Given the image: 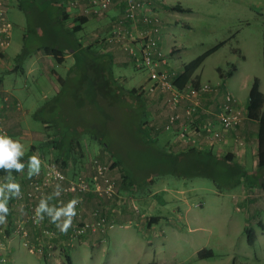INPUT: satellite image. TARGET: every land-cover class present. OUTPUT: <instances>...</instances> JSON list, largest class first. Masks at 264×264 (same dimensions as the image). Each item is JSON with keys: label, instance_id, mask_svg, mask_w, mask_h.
I'll list each match as a JSON object with an SVG mask.
<instances>
[{"label": "rangeland", "instance_id": "1", "mask_svg": "<svg viewBox=\"0 0 264 264\" xmlns=\"http://www.w3.org/2000/svg\"><path fill=\"white\" fill-rule=\"evenodd\" d=\"M30 1L33 2L32 5ZM127 1L129 0H125ZM49 2L50 0H6L5 16L11 25L6 57L14 59L19 55V66L27 71L32 64V71L24 75L8 73L4 75V78L15 81L16 86L20 87L17 96L22 110L25 111L28 125L38 132H48L51 142H55L58 138L56 126H53L51 122V119L56 118L57 115L62 117V120H59V127L62 126V129L70 130L74 125L97 129L103 122L105 128L114 131L121 126L122 115H117L112 101H108L103 89L100 88L101 76L97 70L83 74L81 69L77 70V66L73 65L71 55L65 56L62 63L49 65V67L45 63L44 66L37 64L33 49L42 41H39V30L35 27L36 21H33L35 17L32 13L35 8L46 12L49 9L47 7ZM175 2V0H164L158 3L163 8L161 4ZM178 2L189 6L192 13H178L165 8L148 13L147 5L143 2L145 12L150 16H158L163 22L161 30H158V37L156 34L154 37L168 64L174 61L176 64L187 62L215 44L223 42L197 67L195 72L198 79L196 76L192 78L194 81L200 79L215 86L223 81L222 91H227L236 99V107L240 109L242 115L235 128L224 133L233 132L236 135L234 131L246 117L245 102L254 77L258 79L261 91L264 93V0H178ZM159 6L155 4L156 8ZM99 20L101 21L96 23L95 19H90L83 24L82 31L73 33V37L76 39L83 32L95 30L97 31L95 39L91 41L96 45L99 44L105 40L112 24L109 20L103 21L104 18ZM65 23L67 27L71 26V21ZM48 58L45 57V60ZM229 65L233 68L230 76L220 77L219 71L223 74ZM72 67L76 71L70 75L68 71ZM112 72L127 78L123 80L124 82H119L124 89H130L138 84L148 85L146 72L134 70L129 62L115 66ZM56 75L59 77L58 81ZM174 75L176 76L177 72L174 71ZM48 78L52 79V83H49ZM52 84L57 87V91L52 90ZM214 91L217 93L216 90ZM148 96L141 95V99L147 113L156 118L151 104V93ZM208 96L213 98L215 95L207 94L206 98ZM198 100L200 102V99ZM219 104L220 102L215 106L208 102L202 107L205 113L212 116L208 122L192 124L193 119H201L203 111L199 106L190 116H182L181 121L190 128L196 129L203 127L206 123L210 125L213 122L217 123L215 114ZM56 106H59L57 110ZM167 115L166 108L160 114L158 112L159 120ZM151 120L153 119H149L147 115L148 124L152 122ZM43 122L46 123V127ZM249 123L255 132V122L249 121ZM211 128L214 127L211 125ZM198 131L197 139H203L206 132ZM238 141L236 138V142ZM78 142L82 148L86 142L91 148H95L96 145L84 133L78 135ZM38 143L35 142V147H26L27 151L38 154L43 162L55 158L52 146L42 152L40 149L42 150V146L45 145ZM156 144L160 147L159 139L156 140ZM198 146L197 149L210 148L203 147L202 144ZM96 149L93 154L87 151L88 155H99ZM167 149L171 152L175 151L171 147ZM125 150L127 152L126 166H129L131 172L137 177H140L147 168L149 169L148 165H153L149 157L140 156L134 149ZM213 152L218 153V151ZM99 160L108 166L118 195L117 169L110 167L111 160L106 155ZM243 166L245 171L256 174L249 159ZM257 176L258 174L254 175L251 180H241L234 188L219 191L208 178L159 175L155 178L152 187L163 195L175 196V199L171 197L172 203L164 204L167 207L165 213L161 216L157 215L156 218L160 221L156 222L157 220L152 219L151 216L146 217L145 209L140 205L148 203L146 196L150 189L148 192L147 189L152 188L149 185L142 190L145 193L134 192L121 196L123 199H132L136 211L134 209L121 211L128 212L130 215L120 221L110 222L111 226L107 229V235L100 230L92 232L100 235L93 244L83 241L87 236L80 237L69 244L63 239L60 241L57 236L42 237L43 231H52L56 234L62 232L50 222L47 216L40 221L39 226H33L29 221H25L29 213L26 209V201L15 198L18 201L17 205L20 204L21 207L19 215L17 216L15 210H12L13 213L9 214V223L0 225V264H64V254L70 257L72 264H264V188H260ZM22 181L26 184L24 178ZM119 197L106 199L97 196L95 197L97 201L94 199L93 205L98 207L94 209L109 217L110 211L107 208L115 207ZM49 203L58 206L55 197ZM104 204L105 207L100 208ZM171 205L176 206L179 212L183 213L182 222L174 219L175 214H170ZM159 206L152 212H157ZM118 213L115 211V214ZM144 215V218L154 225L153 227H146L143 223ZM82 218L86 220L85 215ZM22 220L23 223L18 226L17 224H20ZM244 224L251 226L254 231V240L251 245L246 243L241 229ZM35 238L43 242L40 250H36ZM200 249H210L213 256L197 258L196 252Z\"/></svg>", "mask_w": 264, "mask_h": 264}, {"label": "trees", "instance_id": "2", "mask_svg": "<svg viewBox=\"0 0 264 264\" xmlns=\"http://www.w3.org/2000/svg\"><path fill=\"white\" fill-rule=\"evenodd\" d=\"M30 2L32 5L33 2ZM47 4L49 9L46 12H41V9L35 8L32 13L35 17L33 21H36L35 27L40 32L38 33L40 36L38 37L39 41H42L34 49L41 55L52 57L56 63H61L64 55H71L73 65L77 66V70L81 69L83 74L91 72V70H97L101 76L100 88L103 89L108 101H112L117 115H122L121 126L115 128L114 131L105 128L103 122L97 129H88V127L79 125H74L70 130L62 129V126L59 127V120H62V117L57 115L56 118L51 119L52 125L56 126L55 131L58 134V138L52 145L55 158L48 160L54 161L66 175V172L69 173L70 177L78 175L83 165L82 160L79 161L82 156L81 145L76 141V138L80 133H84L100 147L103 154L110 158V167L117 169L119 191L128 192L129 194L142 192L145 187L155 181L157 176L163 174L180 178H208L219 191L234 188L241 180H251L254 175L258 174L259 186L264 188V94L259 90V81L256 77L252 79L245 102L246 118L256 123V174L245 171L232 160L229 154L219 156L210 148L197 149L189 147L178 152H171L167 148L159 147L156 144V131L146 121L148 113L141 99V88L124 89L111 74L109 58L102 52L92 50L90 45L82 46L73 37V33L81 29V26L87 21V17L82 15L69 16L61 0H50ZM161 6L172 11H190L189 8L182 7L177 3L161 4ZM66 21H71L70 27L65 25ZM222 44L223 42L215 44L183 64L181 71L173 76V84L179 88L189 82L195 83L192 78L194 70ZM19 59L20 57L17 55L16 60ZM232 69V65H229V68L221 74L217 68L220 74L218 75L228 77ZM74 71L76 70L72 67L68 72L73 75ZM48 143L52 144L53 142L49 141ZM125 149H134L140 156L149 157L153 165H148L149 169L147 168L140 177H137L131 172L130 167L126 166L127 152ZM28 156H30V152H27L24 157L25 161ZM93 158L103 164L99 157L93 156ZM24 173L13 172L12 175H25ZM5 175V172L0 171V180H3ZM157 200L159 204L163 203L160 198ZM120 211L122 210L118 212ZM9 221L10 215L8 216V223ZM243 233L246 243L251 245L254 240L252 227L245 225ZM196 257L199 259L209 258L212 257V252L210 249H200L196 252ZM64 264H72L67 254H64Z\"/></svg>", "mask_w": 264, "mask_h": 264}, {"label": "crops", "instance_id": "3", "mask_svg": "<svg viewBox=\"0 0 264 264\" xmlns=\"http://www.w3.org/2000/svg\"><path fill=\"white\" fill-rule=\"evenodd\" d=\"M113 1H114V3L105 12H101L99 14L87 12V13L80 14V15L86 16L87 21H89L90 19H93V20L95 19V22L97 23V22L101 21L99 19L104 18L105 20H103V21L109 20V21H111V23H113L115 21V19L118 17L117 15L120 14V12L122 11L125 0H113ZM140 1L144 2L147 5L148 13H150L151 11L152 12H158L160 9H163L159 6L158 2H164V0H140ZM175 1H176L175 3L179 4L180 6L189 8L190 11H188V12L174 11V12L187 13V14L192 13V9L189 6L180 4L178 2V0H175ZM0 2L2 3L4 11H5L6 0H0ZM155 4L158 5L159 7L156 8ZM67 13H69L68 14L69 16L77 15V14H73L71 11H68ZM154 17L157 18L158 16H154ZM161 23H163V22L158 17L157 18V27H158L159 31L161 30ZM100 26H102V25H100ZM141 27H143V24L141 22L137 23L135 31L137 32L138 30H140ZM82 28H83V25L81 26V29L79 31H82ZM79 31H77V32H79ZM96 32H95V30H93V31L89 30L87 32H83L78 38H76V40L82 46L90 45L92 50L104 53L107 56V58H109V60H110L109 66H110L112 76L118 82H120V83L124 82L125 80H127V78H124V76H122L119 73L117 75H115L112 72V69L115 66L123 65V64H126L129 62L130 65L132 66V68L134 70H137L133 66V57H134V54H136L138 52L140 43L138 41H136V42H133L131 44H118V43L113 42V41L103 40L102 42H100L99 44L96 45L91 41V40L95 39L94 37L96 36ZM157 34H158V32H157ZM157 34H156V37H158ZM7 47H5L0 52V132H6L8 135L12 136L14 139H19L27 148L28 147H30V148L35 147V145H34L35 142H39L38 144L42 143V145L44 144L45 146H42V150L40 149V151L43 152L46 150V148L49 149V147H51L54 144V142L52 144L48 143L49 141H51L50 134L46 131L45 132H43V131L38 132V131H36L35 128L28 125L26 118H25V115H26L25 111L22 110L20 99L17 96V91H18V89H20V87L16 86L17 84L15 83V81L7 80L4 78V75H6L8 73H19L20 75H24L25 73H29L30 71H32V64L30 65L29 69L27 71H25L22 66H19L20 63L18 60H16V58L12 59L10 57V59H8L6 57ZM34 48H35V46H34ZM33 53L36 55L37 64H39V66H44L43 65L44 63L46 65L48 64L47 65L48 67H49V65L51 66V65L56 64L54 59L52 57L50 58V56L41 55L35 49H33ZM65 56H67V55H64L63 58H65ZM45 57H49L48 60H45ZM179 63L180 64H176L174 61V62H170L168 64V62H167L168 66L171 68V70L177 72V74L181 71L183 64H185L186 62H183V63L179 62ZM57 64H60V63H57ZM196 69L193 72L195 74L193 75V73H192V76L193 77L196 76V79H198V76L196 75V72H195ZM56 80L57 81L59 80L58 75H56ZM48 81H49V83H52L51 78H48ZM194 82L203 83L204 81H200V79H199V80L194 81ZM218 84H220V86H218ZM141 85L142 84H138L137 86L131 87V88H139ZM142 86H144V85H142ZM213 86L215 87V90L217 93H215V91L213 90L210 93H204L199 97L200 102L198 100L197 107L199 106V108H201L203 112H201V119H198V120L193 119L192 124H203L205 121L208 122L209 120H211V118H212L211 114H209L207 112L205 113L204 109L202 108L208 102L213 103L215 106L217 105L218 102H220V104H219V106H220L225 101V96L230 95L232 97V104L236 106V103H237L236 99H234L233 96L231 94H229L227 91H225V90L222 91V89L224 88L223 81H220L217 83L216 86L215 85H213ZM258 87H259V90L261 91V87H260L259 82H258ZM52 90L57 91V87L53 84H52ZM148 94L150 95V93L143 92L142 96L147 97ZM207 94L208 95H215V96L213 98L209 97V96L206 98ZM166 96H167V94L164 92L155 91L154 93H151L150 99H151V104L153 105V113H155L156 118H153L152 114L150 115L148 113L149 119H153V120H151L152 122L149 123V126H151L156 131L157 140L159 139V141L161 143L160 147H163V148L171 147V149H175L174 152H178L180 150H184V149L189 148V147H194V148L198 147L199 148L198 145L202 144L203 147H205V146L210 147V149L212 151H218V153L215 152L216 155L223 156L224 153L225 154L227 153V155L229 154V156L232 157V160L235 163H238V165H240L241 167L243 165H245V163L249 159L251 162V167L255 168V164H256V137L254 138V136H255L256 130L254 132L253 126L249 123V121H251V120H248L245 117L244 120L241 122V124H239L237 129L234 131V133L236 135H234L233 132L226 133V134L223 132L222 138L217 142H215L213 140H209L207 138L196 139V138H192L189 135L187 136V138H180L178 135V132L180 130L179 126L176 124H173V125L167 124V116L168 115L164 116L160 120H159L160 117L158 118V112L160 114L162 112V110H165V108H166V112H168V114L171 113L173 110V109L169 108V102H168ZM148 97H150V96H148ZM43 98H45L44 95H43ZM187 104H189V103L186 100H181L179 102V104L177 105V107L175 108V111L179 114V116H181V120L183 118L182 116L185 115L184 114V109H185L184 107H186ZM56 105H58V103H56ZM45 106L46 105H44V107ZM46 108H48V106ZM58 108H59V106H56V110ZM40 110H42V108ZM43 124H44V127H46V123L43 122ZM183 125H184V122H183ZM211 125H212V127L216 128L217 123L213 122V124H211ZM255 125H256V123H255ZM185 126H187L186 131H188V133H189L190 127L187 124H185ZM233 136H235V137H233ZM236 138H237V140L242 142V145L239 146L237 144ZM76 141H78V137L76 138ZM45 142H47V143H45ZM182 146H184V147L186 146V147L184 149H182V148L178 149L179 147H182ZM94 147L95 148L88 147V144L86 142L84 144V147L83 148L81 147V149H80L82 151V156L80 157L79 161L82 160L83 167H82L81 174H83V175L90 174L92 171V169L88 163V158H91L94 155H92V156L88 155L87 151H89L90 153L93 154L94 150L97 148L96 152L99 154V155H97V157H99L101 159L104 158L105 154H102L101 149L98 150L99 146L96 144ZM176 149H178V150H176ZM33 153H35V152H30V155H32ZM27 158H26V160H27ZM40 159H41V157H40ZM41 161H42V165H41V170H42L43 159H41ZM66 173H67V177L74 178V177H70L68 175V172H66ZM24 174H25V176L23 174L13 175L15 177V179L21 184L22 193L25 192L27 189V185L22 181L23 178L25 181H27V179H28L27 172L25 171ZM153 185H154V182L151 184V187ZM149 189H150V191H149ZM151 189H153V190H151ZM120 192L117 190V193L122 194V195L118 194L117 197H119V196L121 197L123 195L129 194L128 192H123L121 190H120ZM147 192H148V194L146 196V199H148V203L145 205L144 204H140V205L143 206V208L145 209L146 217L151 216L152 219L157 220L156 222H158L160 220L158 218H156L157 215L161 216L166 211L167 207H165L164 204L172 203L171 197H173L175 199V196L173 194H164L163 195L162 193H159V191L154 189L153 187L148 188ZM140 193H145V192H140ZM155 193H156L157 197L160 198V200L163 202L162 204H159L157 202L158 198L155 197L156 196ZM48 195H50V194H48ZM139 195H141V194H139ZM74 197L80 198V200H81V203H79L77 205V213H78V216L80 217V221L91 220L90 212L92 210H94V207H98V206L93 205V200L94 199L96 200L95 197H97V195L93 194L92 192H85L79 196L71 195V196L65 198L64 203L66 204L69 200L73 199ZM151 200H153V202ZM82 201H83V203H82ZM17 202L18 201L14 198V199L10 200L9 206L11 208L10 213H13L12 210H15V214L18 216L19 215L18 213H19L21 207H20V204L17 205ZM103 206L105 207V204L100 206V208H103ZM158 206H159V209L156 210L157 212H154L155 213L154 214L152 212V210L156 209ZM112 208L114 211H112ZM107 209L110 211V212L108 211L109 217L106 216L107 220L109 222H113L114 220L120 221L121 219H125L126 217H128L130 215L128 212L125 213V212L120 211L118 213V210L116 209V205H115V207H108ZM116 210H117L118 214H115ZM170 210H172L170 213L171 215L175 214L174 215L175 220H177V221L180 220V222H182V220H184L183 213L179 212V209L176 206L171 205ZM101 211L103 212V210H101ZM122 211H127V210L123 209ZM84 215L86 216V220H81V219H83L82 217ZM145 215H144V217H145ZM143 220H144L143 223L146 224L147 228H151L154 226L151 223L148 224L149 220L147 221L145 218ZM244 225L241 228L242 230H243ZM54 226L56 227V225H54ZM107 229L102 231L106 235H107ZM154 235H157V234H154ZM83 236H87V237H85V239H83L84 242L89 241L91 244H93L95 242V240H97V238H99L100 235L97 233H92V232L86 231L83 234ZM83 236H80V237H83ZM57 237H59L60 241H62V239H64V237H65V234L64 233H61V234L58 233ZM80 237H78V238H80ZM212 256H213V253H212Z\"/></svg>", "mask_w": 264, "mask_h": 264}, {"label": "built area", "instance_id": "4", "mask_svg": "<svg viewBox=\"0 0 264 264\" xmlns=\"http://www.w3.org/2000/svg\"><path fill=\"white\" fill-rule=\"evenodd\" d=\"M65 10H71L73 14H84L87 12L101 13L105 12L114 3L113 0H61ZM144 4L138 0H129L124 3L122 11L118 14L115 21L111 24L107 32L106 41H113L118 44H131L138 41L140 43L138 52L134 54L133 66L139 71L146 72L147 86H142V93H153L155 91L164 92L167 94L169 108L173 109L167 116V124H176L179 126L178 135L180 138H187L191 136L196 138L198 130L206 132L204 138L213 141H219L223 136L224 131H229L235 128L242 118L241 111L232 104V97L225 96V101L218 107L215 114L217 120L216 128H211L210 123H206L203 127L196 129L190 128L186 131L185 124L180 119L179 114L175 108L181 100H186L189 104L184 109V116L188 117L196 110L199 97L215 90L213 85L207 82H189L182 87H176L173 84L174 71L168 66L163 52L154 37L158 32L157 18L150 16L145 12ZM141 22L143 27L137 32L135 31L136 24ZM152 32L154 34L152 35ZM11 34V25L6 19L5 11L0 2V52L8 46ZM237 144L242 145L241 141ZM89 166L92 171L90 174L83 175L81 171L74 178H69L59 168V166L52 160L43 162V168L38 176L27 179V189L23 192L22 199L26 201V209L28 216L25 221H29L33 226H39L40 222H35V209L42 197L47 196L49 192H53L57 184L63 188L60 196H56L55 200L58 206L64 203L66 197L71 195L79 196L85 192H92L98 197L111 199L117 197L115 192V183L112 176L109 174L108 167L100 163L96 158H88ZM116 209L119 210H133L136 211L132 199L119 197L116 203ZM116 210V211H117ZM112 211H114L112 209ZM91 220L80 221L78 213L73 220V226L65 234V241L68 243L77 240L78 237L83 236L87 232H95L97 230L104 231L111 226L105 215L94 209L90 212ZM144 219V216H143ZM82 220V219H81ZM23 220L17 225L21 226ZM25 234L24 231H22ZM51 233V234H50ZM49 235V236H48ZM58 234L52 231H43L42 237L54 238ZM63 239V240H64ZM36 240V250H40L43 242L39 238ZM50 239L46 242L49 243Z\"/></svg>", "mask_w": 264, "mask_h": 264}, {"label": "clouds", "instance_id": "5", "mask_svg": "<svg viewBox=\"0 0 264 264\" xmlns=\"http://www.w3.org/2000/svg\"><path fill=\"white\" fill-rule=\"evenodd\" d=\"M26 155L27 149L19 139H14L6 132H0V171L6 173L3 180H0V225L8 223L11 212L9 201L14 198L19 199L23 195L21 184L12 173L26 171L29 179L40 174L42 161L39 155L33 153L25 161ZM62 191V186L57 184L50 195L40 199L35 209V222L39 223L47 216L52 224L56 225L62 233L67 234L73 226V220L77 215V205L81 203V200L74 197L60 206L50 204L49 201L60 196Z\"/></svg>", "mask_w": 264, "mask_h": 264}]
</instances>
